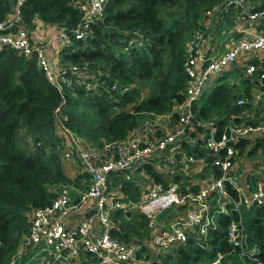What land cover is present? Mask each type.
Returning <instances> with one entry per match:
<instances>
[{
	"label": "trees",
	"instance_id": "obj_1",
	"mask_svg": "<svg viewBox=\"0 0 264 264\" xmlns=\"http://www.w3.org/2000/svg\"><path fill=\"white\" fill-rule=\"evenodd\" d=\"M13 1H0L1 18L11 10ZM81 1L24 0L20 7L21 19L30 33L36 21H40L57 27L70 39L67 44L61 38L59 61L62 67H69L63 73L64 80L57 77L59 87L47 79L34 57L19 55L8 46L0 47V264H9L28 230L31 213L48 206L56 192L72 182L61 161L64 128L102 148L104 144L124 139L145 120L171 113L174 105L184 99L186 43L196 29L203 28L204 13L219 0H107L102 15L91 23L85 37L75 39L73 30L82 16L78 8ZM216 24L219 31L221 23ZM214 28L209 27L208 32ZM73 67L75 72L71 70ZM225 73L233 74L229 81L240 82L215 83L195 105V120L213 121L219 128L230 122L238 123L244 116L240 114L241 107L236 105L237 99L247 98L246 108L252 103L248 100L253 99L254 87L264 91V79L259 82L257 73L255 77H245L240 64L219 77ZM57 108L59 118L55 117ZM216 115L220 116L218 121H215ZM203 134L206 131L202 128L190 129L181 143L186 155L204 158L203 171L186 174L177 171L170 176L161 171L163 165L175 164L154 158L131 172L129 179L116 171L110 172V186L121 192L123 200L138 202L149 182L166 186L168 181L181 180L184 186L189 183L188 179L203 178L212 169L214 175L219 176L206 150L199 147L201 140L190 144L194 137ZM256 141L254 147L260 142L264 146V139ZM248 145V138L243 139L236 143V151L250 156L254 148L247 151ZM259 168L264 170V164ZM148 176L151 177L147 179ZM81 177L79 174L73 181H80ZM249 177L255 176L251 173ZM88 179L86 176V182ZM246 180L252 184L250 178ZM54 185H59L60 189L52 192L49 186ZM197 188L192 186L193 190ZM225 192L230 202L238 199L237 190L228 183ZM230 202L225 212L220 211L214 217L215 227H210L205 237L190 233L184 243L158 251L164 255L162 262L156 259L153 264H197L212 260L219 252L225 255L236 252L227 230L230 222L239 217L236 211H231ZM263 209L260 206L247 210L251 216L247 217L246 236L249 247L257 245L259 248L256 255L262 262ZM112 220L111 234L122 242L138 243L137 257L146 260L140 251L155 247L149 219L139 209L129 208L116 210ZM149 255L147 252L146 256ZM235 261V256L224 260L225 264Z\"/></svg>",
	"mask_w": 264,
	"mask_h": 264
},
{
	"label": "built area",
	"instance_id": "obj_2",
	"mask_svg": "<svg viewBox=\"0 0 264 264\" xmlns=\"http://www.w3.org/2000/svg\"><path fill=\"white\" fill-rule=\"evenodd\" d=\"M106 1L83 0L78 3L82 16L73 30L75 39L85 37L91 23L102 15ZM23 2L14 0L11 10L3 18L0 17V47L8 46L19 55L34 57L47 79L59 87L56 79L60 77L64 80L63 73L67 68L61 67L54 72L45 55V45L32 42L29 28L21 19L20 7ZM263 17L264 0H219L215 7L204 13L203 18L207 21H203L204 28H200L203 31L195 30L186 43L184 99L174 105L171 113L145 120L124 139L104 144L102 148L93 144L85 147L66 130L74 148L64 151L61 159L72 160L82 177L89 176L88 183L84 184V190L75 198H70L68 191L64 190L55 195L48 206L36 208L31 213L28 230L9 264H16L17 259L36 247L47 252V256L38 264H135L141 260L137 257L140 245L122 242L111 234L112 215L116 210L139 209L152 226L150 236L156 250L169 249L187 241L190 233L205 237L209 228L215 227V214L226 210L223 207L229 198L225 192L226 183L238 192V199L229 201L233 204L231 211L239 214L242 206L264 207V182L257 181L253 190L245 194L243 185L232 175L236 143L253 136L264 137V119L247 125L230 122L219 128L213 121L195 120L193 110L205 93L208 80L216 73H223L239 57L244 61L245 76L250 78L257 73L259 82L264 79V63H247L258 51L264 52V32L255 31L257 22ZM218 21L230 24L232 32L244 37L229 39L226 48L213 50L207 42L206 30L215 27ZM69 41L65 36L64 42L68 44ZM71 70L75 72L76 68ZM263 94L264 91L258 90L252 103L256 104ZM245 102L241 98L236 104ZM58 111L59 108L55 111L57 118ZM196 128L206 131L205 143L199 147L206 150L211 166L219 171V176L214 175L213 169L210 170L197 190L192 189L195 182L189 179L186 182L190 184L184 186L181 180L168 181L166 186L160 182H150L138 202L123 200L116 189L110 186V172L116 171L129 179L131 172L154 158L175 164H166L168 171L165 173L170 176L177 171L184 174L194 172L195 168V173L203 171L206 165L204 158L179 155L185 135L190 129ZM174 166H178L177 169ZM215 194L227 199L209 212L211 206L207 200ZM163 213H166L165 217L160 218L159 214ZM72 214L78 215L69 223L68 217ZM227 234L233 249L256 260L255 245L248 246L247 233L240 218L230 222ZM224 256L219 252L212 260L197 264H225ZM28 262L31 261L25 259L20 264H34Z\"/></svg>",
	"mask_w": 264,
	"mask_h": 264
},
{
	"label": "rangeland",
	"instance_id": "obj_3",
	"mask_svg": "<svg viewBox=\"0 0 264 264\" xmlns=\"http://www.w3.org/2000/svg\"><path fill=\"white\" fill-rule=\"evenodd\" d=\"M226 17V16H225ZM225 20V19H224ZM202 21V24H203V28H204V22H206L207 20H205L203 17L201 19ZM204 21V22H203ZM27 26V25H26ZM209 29V28H208ZM208 29L206 30V35H207V32H208ZM196 30H201L200 28L196 29ZM203 31V30H201ZM212 35V34H211ZM65 68L66 67H69V66H64ZM223 73H216V76H213L211 78V80L209 79L208 82L206 83V86H205V93H208L209 90L212 88V86L215 84V83H218L219 81H225V80H228V82L230 84H233V83H238L240 81H229V80H232L233 79V74L229 73H225V75H223V77H219V75H221ZM238 80V79H236ZM145 96V95H144ZM240 98H244V97H239L238 99ZM237 99V100H238ZM252 99H249L248 100V103L251 102ZM246 103L244 104H239L237 106L241 107V111H240V114L243 113V120H240L238 123H243V124H251V123H248V118L246 119V117H251V120L253 121V123L255 122H259L261 120L264 119V95L261 97V99L256 103V104H253L251 103V105L249 107H246L244 108ZM242 105V106H241ZM254 105V106H253ZM173 111V109H172ZM163 115V114H162ZM220 119V116L216 115L215 116V121H218ZM149 120V119H147ZM146 120V121H147ZM206 122V121H204ZM142 125V124H141ZM141 125H139L138 127H140ZM61 126V124L59 123V127ZM137 127V128H138ZM72 137L75 138L77 137L76 134H74L72 131L68 130ZM62 136V134H60ZM196 139H200L201 142H199L198 144L199 145H202L205 143V139H206V134H203L199 137H194L193 141L191 142L190 141V144H192ZM64 142V140H63ZM264 146H262L261 144H259L257 147H253V145H250L248 146L247 148V151L250 149V148H254V153L250 156H248L247 154H239V152L236 153L235 157H234V160H235V164H234V168L232 170V175L234 176V178L236 179V181L240 182L243 186V192L245 194H249L253 188H254V185L257 181H262L264 182V172H260L257 168L258 167H261L263 164H264ZM88 148V147H87ZM63 154V153H62ZM61 154V156H62ZM181 157H185L186 156V153L185 151L182 149L180 151V154H179ZM62 163H64L66 160L64 159H61ZM254 164H256L257 166H254ZM165 165V166H164ZM163 168L161 171L163 172H166L168 171V167L166 164H164ZM256 167V168H254ZM254 168V169H253ZM65 173L68 177H70V179H72V184L75 183V181H73V179L76 177V174H79L78 171H76V174L71 172V171H67L65 170ZM237 173H239L237 175ZM253 174L255 177H249L250 174ZM244 176H247L245 177V180L247 178H250V182H252V184H249L247 183L245 180H244ZM151 177V176H148L147 179ZM206 178L203 177V178H199V185L200 184H203L204 183V179ZM147 181V180H146ZM150 183V182H149ZM247 186V187H246ZM59 185H54V186H49V189L52 191V192H55L57 191ZM66 187L65 186H62L61 187V191ZM61 191H57L55 195H58ZM216 196V194H215ZM230 201V199L228 198L227 201L223 204V207L225 208L226 207V204ZM264 210V209H263ZM161 215V214H159ZM218 213L215 214V216H217ZM237 217H239L245 227V231L247 233V226H248V218L247 217H250L251 216V212H247V209L241 207V211L239 212V214L236 215ZM245 220V222H244ZM263 221H264V214H263ZM215 223V222H214ZM150 224V223H149ZM24 236V234H23ZM23 236L21 237V239L23 238ZM20 239V241H21ZM20 243V242H19ZM253 244H257V243H253ZM208 246V244H207ZM210 247V246H208ZM18 248V247H17ZM255 251H256V254L259 252V248H257V245H255ZM149 253L150 255L149 256H146V253ZM158 251L156 250L155 247H150L149 248H146L142 251H140V254L146 259V260H138L136 262H134L135 264H153V260H156L159 261V262H162L161 259L164 255H160L157 253ZM176 252L173 253V255H175ZM254 255L256 256V260L253 259L252 257L250 256H246L245 254H241L240 252L238 253L237 251L234 252L232 251L230 254H226L224 256V260H227V257L229 256H235V263L234 264H264V262H262L260 260V258L257 256V255ZM245 255V256H244ZM47 256V252L42 250L40 247H36V248H33L31 250V252H29V254L27 255H24V256H21V258L17 259L16 260V264H20L23 260L25 259H29L32 263L34 264H38L40 262V260L43 258V257H46ZM171 258L175 259L176 256H172ZM12 258H10L11 260ZM202 259V258H201ZM31 262H28V263H31ZM230 264V263H229Z\"/></svg>",
	"mask_w": 264,
	"mask_h": 264
},
{
	"label": "crops",
	"instance_id": "obj_4",
	"mask_svg": "<svg viewBox=\"0 0 264 264\" xmlns=\"http://www.w3.org/2000/svg\"><path fill=\"white\" fill-rule=\"evenodd\" d=\"M251 7H252V5H251ZM216 25L217 24H215V28L211 29V31L208 32V34H207V42L209 41L213 50L218 49L220 51V50H223L224 48H226V41L229 39L235 40V39L244 37V35L235 34L234 32H232V27L228 23H221L219 31H216ZM255 31L259 32V33L264 32V17L257 22V27L255 28ZM212 33H214V34H212ZM30 37H31V40L33 42L45 45V54L47 56V60L50 64L51 68L54 70V72H57V70L62 67V64L59 61V51H60L61 42H63V40H61V38L63 39L65 37L63 32H60V30L57 27H54V26L49 27L40 21H36L35 27L31 28ZM253 62H256V63H253ZM260 62L264 63V52H262V51H258L256 53V55L247 63L248 64L251 63V64L256 65ZM238 64H240V66L244 69V67H245L244 61L241 60V57H239L237 62L230 65L225 71H228L231 68L237 67ZM214 76H216V74ZM252 77H255V76L253 75ZM257 92H258V87L257 88L254 87V89L252 90V95L254 96V94ZM242 99H247V98H242ZM247 118H248V121L251 120V117L247 116L246 119ZM242 121H244V120L242 119ZM66 130L67 129L63 130V140H64V142L62 141V144H63L62 152L63 153H64V151L66 152V151L74 148L71 137L69 136V134ZM76 138H78L80 140V142L83 146H85V147L91 146V143H87L84 140L80 139L79 137H76ZM262 139H264V137L253 136V137L248 138L249 144L253 145V147H254V144H257L256 140H262ZM260 144H261V142H260ZM255 147H257V146H255ZM62 156H63V154H62ZM62 165L64 167V170L71 171V172L76 174L77 169L74 166V163L72 160L66 159V161L64 163H62ZM257 169L262 173L264 172V170H261L259 167ZM194 170L195 171L193 173H195L197 171V168H195ZM76 176H79V174H76ZM130 178H131V176H130ZM193 180L195 182L194 186L198 187V186L203 185V184L199 185V179H195V177H192L190 179V182ZM86 183H88V182H86L85 177H81L80 181H77V182L75 181L74 184L70 183V184L66 185V187L62 191L67 190L70 198H75L77 196V194H79L80 191L84 190L83 187H84V184H86ZM238 183L241 184L240 182H238ZM119 194L122 195L121 192H119ZM225 199H227V197H225ZM225 199L218 196L217 194H216V196L213 195V197L209 198L207 200V204L211 206V209H209V212L216 209L217 205ZM242 207L249 210V208H246L244 206H242ZM76 215H78V214L69 215V217H68L69 221L68 222L71 223L73 217ZM150 227L152 229V226H150Z\"/></svg>",
	"mask_w": 264,
	"mask_h": 264
}]
</instances>
